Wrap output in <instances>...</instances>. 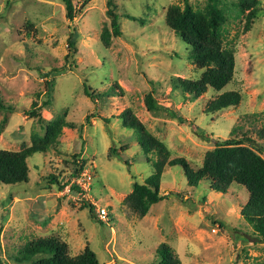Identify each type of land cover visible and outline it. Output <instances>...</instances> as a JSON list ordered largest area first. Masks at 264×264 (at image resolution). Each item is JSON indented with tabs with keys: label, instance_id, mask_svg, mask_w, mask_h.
<instances>
[{
	"label": "rangeland",
	"instance_id": "374dc122",
	"mask_svg": "<svg viewBox=\"0 0 264 264\" xmlns=\"http://www.w3.org/2000/svg\"><path fill=\"white\" fill-rule=\"evenodd\" d=\"M187 1L194 11L206 9V0ZM218 1L227 19L223 46L235 57L223 92L237 91L241 100L205 114L215 93L192 97L176 82L197 80L202 72L165 25L167 9L182 8L183 0H114L122 36L107 44L100 40L104 27L110 31L107 0H76L73 23L62 0H0V150L39 144L56 124L61 130L45 152L27 159V184H0V264H15L24 247L40 238L66 244L71 257L89 248L100 264H158L161 245L181 264H264V244L241 217L248 193L240 185L223 194L209 190V183L194 189L181 167L166 166L158 189L166 196L162 201L144 217L125 203L134 184L153 174L156 160L155 153L143 154L138 134L119 121L126 110L163 143L171 160L184 159L192 169L202 166L216 141L231 138L245 140L264 158V0ZM71 26L78 34L76 54L66 59ZM45 76L52 81L50 97ZM84 84L93 99L85 96ZM148 94L154 111L145 106ZM34 105L40 119L26 116ZM80 166L92 174L91 199L107 209V222L92 219L88 208L63 194L60 184Z\"/></svg>",
	"mask_w": 264,
	"mask_h": 264
},
{
	"label": "trees",
	"instance_id": "16d2710c",
	"mask_svg": "<svg viewBox=\"0 0 264 264\" xmlns=\"http://www.w3.org/2000/svg\"><path fill=\"white\" fill-rule=\"evenodd\" d=\"M75 1L62 0L65 18L71 23L77 14ZM183 1L182 8L171 6L167 9L165 25L189 48L190 53L187 58L202 72L197 80L176 78L178 87L192 97H199L209 90L213 91L215 97L208 103L205 114H216L238 106L241 100L239 92L233 90L223 92V89L232 82L235 57L233 50L223 46L221 28L227 19L219 10V1L206 0L204 11H194L187 0ZM107 7L106 15L110 19V31L104 27L100 34V40L104 44H107L111 38L122 36L118 17L114 12V0H107ZM77 38L76 29L71 26L67 38L66 59H74ZM52 73L57 75L61 71L53 70ZM44 78L45 94L50 97L52 81L47 80V76ZM83 91L86 97L94 98L88 85H83ZM144 103L149 111L157 109L151 94L145 97ZM45 105L46 102H43L42 106ZM0 109H4L1 103ZM39 111L40 107L35 106L26 116L39 117ZM171 115L175 117L174 114ZM104 121L108 123V120ZM119 121L126 129L138 134V144L144 155L151 153L156 155V160L152 163L153 174L144 184H134L133 192L125 199L126 205L132 212L144 217L151 206L162 201L166 197L158 195L162 172L166 166H178L183 170L187 185L194 189L201 183H209V190L223 194L232 184L242 186L248 193V199L241 211V217L252 228L258 241L264 244V158L245 145V140L231 138L216 141L214 149L205 155L202 166L195 170L184 159L171 160L170 153L163 143L155 139L129 110L119 116ZM60 131V126L56 124L47 131L45 139L39 144L34 140L30 146L20 151L0 150V184L7 186L27 184L29 180L27 159L33 154L45 152V144L53 143ZM259 135L264 141V129ZM81 167H78L71 176ZM65 184L64 181L60 187L63 188ZM82 206L88 208L92 219H95L92 206L85 202ZM156 254L160 259L158 264H181L167 245H161ZM36 256H44V258L30 262L31 264H100L89 248L71 257L66 244L53 238H40L28 243L19 256L14 258L15 264L29 263V260Z\"/></svg>",
	"mask_w": 264,
	"mask_h": 264
},
{
	"label": "built area",
	"instance_id": "2783aa9c",
	"mask_svg": "<svg viewBox=\"0 0 264 264\" xmlns=\"http://www.w3.org/2000/svg\"><path fill=\"white\" fill-rule=\"evenodd\" d=\"M92 181L90 170L86 166H82L65 181L63 194H70L76 202L89 204L92 206L94 218L100 222H107V209L101 204L95 205L91 199Z\"/></svg>",
	"mask_w": 264,
	"mask_h": 264
}]
</instances>
